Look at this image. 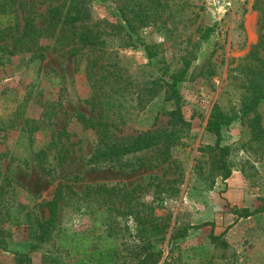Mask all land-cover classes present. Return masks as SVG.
<instances>
[{"label":"rangeland","instance_id":"rangeland-1","mask_svg":"<svg viewBox=\"0 0 264 264\" xmlns=\"http://www.w3.org/2000/svg\"><path fill=\"white\" fill-rule=\"evenodd\" d=\"M15 3L18 32L0 34V184L9 180L0 200V264H25L14 251L35 264H135L154 230L140 233L146 222L160 229L150 238L163 248L160 264H264V213L237 219L232 211L264 206V97L253 102L264 88V0H88L89 18L76 26L99 35L105 52V67L90 70L55 50L53 38L33 49L43 59L17 44L25 17L43 26L54 4ZM183 69L178 101L166 100V81ZM215 107L232 119L222 129L225 180L205 130ZM177 108L184 122L174 124L165 113ZM75 113L97 130L83 128ZM147 135L162 141L90 162L98 146ZM87 186L144 190L131 203L117 197L114 211L83 197ZM53 200L57 219L41 242L30 225L49 218ZM128 205L140 220L123 214ZM205 221L213 229L169 243L178 229ZM211 230L225 232L223 243L210 241ZM106 245L114 254L87 256Z\"/></svg>","mask_w":264,"mask_h":264},{"label":"trees","instance_id":"trees-1","mask_svg":"<svg viewBox=\"0 0 264 264\" xmlns=\"http://www.w3.org/2000/svg\"><path fill=\"white\" fill-rule=\"evenodd\" d=\"M52 2L54 5L46 11L45 24L43 26H36L33 20L34 18L30 15L25 17V21L22 26V32L20 33V35H16L15 37L16 43L21 46L30 48V51L32 52L35 47L40 48L39 41L41 38H53V48L70 55L73 58L76 66L84 61L85 67L89 70L97 68L98 66L104 68L105 66L103 63L105 61V52L100 48L103 42L102 40H100V36L96 33H93L92 31H82L76 26L77 23L86 21L89 18V11L87 7L88 0H52ZM15 5V0H0V27L1 25L8 24L3 28V30L0 29V34L4 33V30H9V32H18V24L15 22L14 25H12V23L15 21V18L13 19L12 17H10L11 14L13 15L14 12H17V10H15L14 8ZM129 25L130 23L127 21V26ZM117 28L118 26L115 29ZM262 43H264V38L261 41V44ZM144 50L148 58H153L154 53L150 50L149 47H144ZM32 53L34 57L43 59L42 54L38 53L37 51L33 50ZM109 64L111 66V63ZM185 71L186 69H183L178 73H174L169 76V80L165 83L167 87L166 100L178 101L179 82L183 78ZM109 76H112V73H110ZM115 84H118V82L116 81ZM257 94H259V96L253 101L254 105H257L260 98L264 97V88ZM165 114L169 116L171 123L176 124L184 122L179 108L168 111ZM74 118L83 128L97 130L96 128L98 126V123H94L85 115L81 113H75ZM231 122V117L227 116L217 107H215L210 110L205 125L206 132L214 137V147L218 151V169H220V175L224 180L230 177L231 171L227 163L229 148L221 144L222 129L223 127L229 125ZM3 129L4 128L2 127V124H0V131H3ZM165 138L168 139L169 137L166 136ZM160 141H162V136L160 135H147L144 137L131 139L127 142L112 141L104 146L96 147L90 156V162L97 164L105 161H110L121 156L147 149L158 144ZM4 182L5 184L3 185ZM8 184L9 180L6 176H4L3 181L0 184V200L1 195L4 193V187ZM143 190L144 189L142 187H137L130 191H122L120 188L87 186L85 188L83 197L89 199V201L102 200L103 204L106 205V209L112 210L114 208L113 205L117 204V197L121 196L122 199L127 200L128 203H131L138 200L140 192ZM56 206L57 202L55 200L50 202L48 204L49 218L46 221L42 222L36 218L34 224L30 225L31 234H33L34 237L41 242L45 241L52 233L55 221L57 219ZM113 210L115 211V209ZM232 211L237 219L248 218L250 216L264 213V206H260L253 211H250L248 209H233ZM123 214H133L134 219L140 220L138 214L131 211V205H128L126 207V213ZM146 223L147 225H145L143 229H140V233L149 231L150 227H152L154 230H152V232H150V235L144 239L145 241L149 238L148 241L145 244L143 243V245L140 246L138 252L134 254V258L137 259L135 264H160L162 260L163 262L165 261V259H162L163 248L155 247V245H153L150 241L151 237L154 238L155 236H157V234L159 235L160 229L154 227V225L150 222ZM139 224L141 223L139 222ZM206 226H209L211 229H213L214 223L205 221L197 225L185 226L182 229H178L170 236L169 243L172 240L185 238L189 230L201 229ZM224 233L225 232H223L219 236H215L211 230V233L209 235L210 241H219V243H223V241H221V238ZM1 248L7 251L6 247ZM112 252L114 254V248L108 247L107 245L104 246L103 250H99L94 246L93 249L89 253H87V256L93 259H97L98 255H101L106 258L110 254H112ZM13 254L15 258L17 260H20L22 263L35 264L26 253L14 251Z\"/></svg>","mask_w":264,"mask_h":264}]
</instances>
